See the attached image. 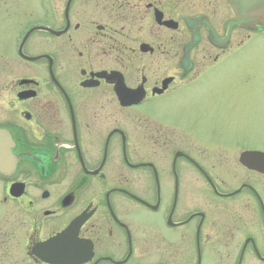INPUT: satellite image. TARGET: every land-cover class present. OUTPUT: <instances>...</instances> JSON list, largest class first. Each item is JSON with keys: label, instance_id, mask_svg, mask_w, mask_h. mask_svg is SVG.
Masks as SVG:
<instances>
[{"label": "flooded vegetation", "instance_id": "flooded-vegetation-1", "mask_svg": "<svg viewBox=\"0 0 264 264\" xmlns=\"http://www.w3.org/2000/svg\"><path fill=\"white\" fill-rule=\"evenodd\" d=\"M36 1L0 67V201L24 256L47 264L33 247L76 221L81 264H203L208 247L264 264V149L202 136L233 129L238 78H222L264 28L240 26L231 0Z\"/></svg>", "mask_w": 264, "mask_h": 264}, {"label": "rangeland", "instance_id": "rangeland-1", "mask_svg": "<svg viewBox=\"0 0 264 264\" xmlns=\"http://www.w3.org/2000/svg\"><path fill=\"white\" fill-rule=\"evenodd\" d=\"M12 1L16 2L15 7L19 8L14 16L9 18L6 15L9 12L0 11V67L1 64L7 62L6 56H10L12 61H17L16 45L21 37L18 31L22 25L26 21L35 22L39 20L37 19L38 10L35 6L36 0ZM251 45L259 46L256 49L259 53H254L247 59L239 60L242 64L230 70L222 78L223 82L226 78H231L234 73L238 78L236 84L224 91L232 93L234 96L229 94L230 100L236 101L234 102L236 103V119L233 129L206 130L202 136L207 142L218 141L228 144L234 142V146L238 145L239 148L264 149V88L263 83L259 80V77L262 76L260 73L264 70V41L256 40ZM248 73L247 78L254 77L256 78L255 81L244 79ZM2 185L3 183H0V191ZM206 191L209 209L217 210L220 208V205L210 198L209 189L206 188ZM200 198L202 197L198 194L192 197L193 201L197 202ZM16 229L13 219L10 217V204L0 201V264H32L24 256L25 251L20 234L17 236ZM205 253L203 264H217L216 258L211 254L210 247Z\"/></svg>", "mask_w": 264, "mask_h": 264}, {"label": "water", "instance_id": "water-1", "mask_svg": "<svg viewBox=\"0 0 264 264\" xmlns=\"http://www.w3.org/2000/svg\"><path fill=\"white\" fill-rule=\"evenodd\" d=\"M231 4L237 13L240 26L253 30L259 27L264 28V0H231ZM259 155L260 153L256 151L244 152L241 155V161L253 168V165L249 163V156ZM0 158V174L7 175L11 166L6 162L10 158L7 148H0ZM76 231V225L71 224L56 236L37 244L32 250L33 254L50 264H79L89 260L90 245L77 240Z\"/></svg>", "mask_w": 264, "mask_h": 264}]
</instances>
